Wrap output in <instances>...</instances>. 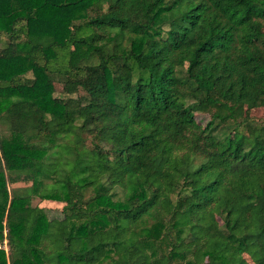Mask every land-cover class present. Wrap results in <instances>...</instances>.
Instances as JSON below:
<instances>
[{"label": "trees", "instance_id": "obj_1", "mask_svg": "<svg viewBox=\"0 0 264 264\" xmlns=\"http://www.w3.org/2000/svg\"><path fill=\"white\" fill-rule=\"evenodd\" d=\"M261 107L264 0H0V264H264Z\"/></svg>", "mask_w": 264, "mask_h": 264}, {"label": "rangeland", "instance_id": "obj_2", "mask_svg": "<svg viewBox=\"0 0 264 264\" xmlns=\"http://www.w3.org/2000/svg\"><path fill=\"white\" fill-rule=\"evenodd\" d=\"M56 88L60 91H62L64 89V86L61 84H56ZM74 95V94H73ZM253 115L256 117H262L264 116V107L261 108H257L254 109L253 111ZM196 120L198 122L204 123L207 120V115L203 114V113H197L196 114ZM5 178H6V184H7V188L11 189L13 187H24L26 185L29 184V182L24 181L22 179V174L21 173H16V172H7L5 174ZM31 203L33 205H38V206H42L45 207L48 211V215L50 217H56L61 215V208H62V203L60 202H56V201H52V200H48V199H40L37 196H34L31 199ZM3 249H7V246H3Z\"/></svg>", "mask_w": 264, "mask_h": 264}, {"label": "crops", "instance_id": "obj_3", "mask_svg": "<svg viewBox=\"0 0 264 264\" xmlns=\"http://www.w3.org/2000/svg\"><path fill=\"white\" fill-rule=\"evenodd\" d=\"M3 246H5V247L7 246L5 240L3 241ZM5 250H7V249H5Z\"/></svg>", "mask_w": 264, "mask_h": 264}]
</instances>
